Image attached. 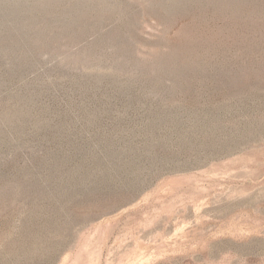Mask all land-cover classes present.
<instances>
[{"label":"rangeland","instance_id":"rangeland-1","mask_svg":"<svg viewBox=\"0 0 264 264\" xmlns=\"http://www.w3.org/2000/svg\"><path fill=\"white\" fill-rule=\"evenodd\" d=\"M0 264H264V0H0Z\"/></svg>","mask_w":264,"mask_h":264}]
</instances>
